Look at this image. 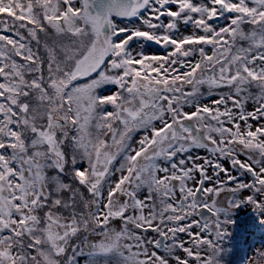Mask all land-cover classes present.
Instances as JSON below:
<instances>
[{"label": "snow or ice", "instance_id": "snow-or-ice-1", "mask_svg": "<svg viewBox=\"0 0 264 264\" xmlns=\"http://www.w3.org/2000/svg\"><path fill=\"white\" fill-rule=\"evenodd\" d=\"M251 228L264 0H0V264H237Z\"/></svg>", "mask_w": 264, "mask_h": 264}, {"label": "trees", "instance_id": "trees-1", "mask_svg": "<svg viewBox=\"0 0 264 264\" xmlns=\"http://www.w3.org/2000/svg\"><path fill=\"white\" fill-rule=\"evenodd\" d=\"M154 50L162 51L159 49H154ZM244 211L246 210H242L241 213H243ZM241 216L244 217L247 223L249 224L251 223L248 220L250 218L249 216L247 215H241ZM262 246H264V229L251 228L246 234V238L241 246V249L238 250L237 252V255H236L237 264H240V261L242 259H247L248 257H251L253 251L261 248Z\"/></svg>", "mask_w": 264, "mask_h": 264}, {"label": "rangeland", "instance_id": "rangeland-1", "mask_svg": "<svg viewBox=\"0 0 264 264\" xmlns=\"http://www.w3.org/2000/svg\"><path fill=\"white\" fill-rule=\"evenodd\" d=\"M246 211H244L243 213H240V215H247L248 216V211L249 210H247V209H245ZM249 220V222H251V219L249 218L248 219ZM253 253H254V251H253ZM253 253H252V255H253Z\"/></svg>", "mask_w": 264, "mask_h": 264}]
</instances>
